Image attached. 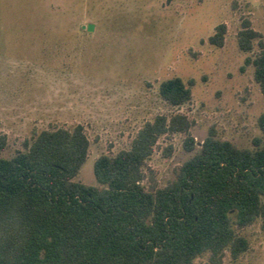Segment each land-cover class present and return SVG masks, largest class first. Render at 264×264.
<instances>
[{"label":"rangeland","instance_id":"374dc122","mask_svg":"<svg viewBox=\"0 0 264 264\" xmlns=\"http://www.w3.org/2000/svg\"><path fill=\"white\" fill-rule=\"evenodd\" d=\"M219 24L220 46L209 41ZM247 28L256 36L244 51L238 35ZM261 45L264 0H0V155L23 150L43 129L80 124L89 144L74 180L101 187L97 157L128 148L156 115L180 113L194 149L184 147L185 133L166 132L143 166L145 187H162L210 129L237 147L260 135L264 97L244 59ZM173 76L193 81L191 98L178 107L158 93ZM237 231L244 252L225 251L218 263L205 253L192 264H264L260 220Z\"/></svg>","mask_w":264,"mask_h":264},{"label":"trees","instance_id":"16d2710c","mask_svg":"<svg viewBox=\"0 0 264 264\" xmlns=\"http://www.w3.org/2000/svg\"><path fill=\"white\" fill-rule=\"evenodd\" d=\"M219 24L209 41L220 46ZM256 33L243 29L239 47L252 48ZM264 97V45L244 66ZM192 80H162L158 93L170 106L191 98ZM251 147H237L210 129L172 180L146 188L143 166L159 136L186 134L180 113L156 115L126 149L101 154L93 174L101 187L74 180L88 150L82 125L43 129L10 157L0 155V264H192L207 253L218 263L225 251L235 258L248 248L237 229L256 220L264 229V112ZM6 138L0 135V153Z\"/></svg>","mask_w":264,"mask_h":264},{"label":"water","instance_id":"95a60500","mask_svg":"<svg viewBox=\"0 0 264 264\" xmlns=\"http://www.w3.org/2000/svg\"><path fill=\"white\" fill-rule=\"evenodd\" d=\"M84 27V26H83ZM86 29L88 30V31H91L92 30V24H87L86 25Z\"/></svg>","mask_w":264,"mask_h":264}]
</instances>
